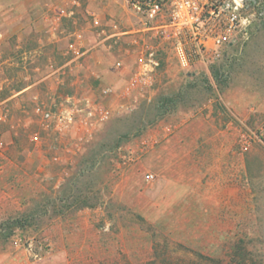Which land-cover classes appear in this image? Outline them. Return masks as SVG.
<instances>
[{
    "label": "rangeland",
    "instance_id": "1",
    "mask_svg": "<svg viewBox=\"0 0 264 264\" xmlns=\"http://www.w3.org/2000/svg\"><path fill=\"white\" fill-rule=\"evenodd\" d=\"M100 1L103 24L139 28L124 0ZM251 1L242 13L244 34L206 65L209 76H188L193 69L180 64L173 46H159L153 89H120L132 80L142 45L132 42L133 33L98 45L89 0L73 9L58 4L30 12L35 25L23 32L17 55L4 29L0 103L32 87L19 104H0V264H264V0ZM16 2L0 0V26ZM45 18L51 24L43 29ZM154 45L151 40L145 48ZM24 49L33 55L23 59ZM106 86L113 90L108 97ZM68 96L95 100L115 118L91 139L82 129L46 130L33 112L34 99L58 113ZM219 98L239 108L234 154L224 156L218 172H200L198 165L197 181L178 177L157 186L160 127L207 113L225 117L226 129L231 116ZM204 153L202 159L213 162ZM149 174L154 180L147 181ZM79 200L95 207L77 209Z\"/></svg>",
    "mask_w": 264,
    "mask_h": 264
},
{
    "label": "built area",
    "instance_id": "2",
    "mask_svg": "<svg viewBox=\"0 0 264 264\" xmlns=\"http://www.w3.org/2000/svg\"><path fill=\"white\" fill-rule=\"evenodd\" d=\"M127 10L139 23V28L131 32L118 31V24L108 21L103 24L100 18L93 15L92 28L96 29L101 41L108 42L113 38L137 35L132 42L140 48L138 68L134 71L129 88L150 86L151 75L158 68L155 53L159 46H173L176 57L185 68L202 62L209 65L220 59L223 46L233 42L240 34H244L248 19L242 17L247 8L246 0H124ZM251 3L256 4V0ZM79 42L80 34H74ZM153 40L154 46L145 48L148 41ZM74 44H70L72 49ZM110 50V46L107 48ZM116 69L121 67L117 62ZM112 88L104 87L102 93L108 97ZM64 108L54 113L34 99L33 112L46 124L53 125L55 132L65 134L71 128L85 132L86 139L107 124L112 117L111 110L88 97L77 99L66 97ZM264 135V127L262 130ZM38 140V135L33 136ZM147 181L154 180L149 174ZM31 246V245H30ZM35 256V253H32Z\"/></svg>",
    "mask_w": 264,
    "mask_h": 264
},
{
    "label": "crops",
    "instance_id": "3",
    "mask_svg": "<svg viewBox=\"0 0 264 264\" xmlns=\"http://www.w3.org/2000/svg\"><path fill=\"white\" fill-rule=\"evenodd\" d=\"M20 1L21 0H17L16 3L9 4L10 8L7 10V21H5V23H2V25L0 26V62L4 57L2 52V44L6 42L3 32L4 29H7V32L13 35V37L11 38H13L12 41H14L16 44L14 54L17 55L19 54L20 43L26 38L25 36H23V32H25L26 28H30L32 24L35 25V22L32 23L30 19V12L40 10L44 13L45 8L51 9V7L60 5L61 8L59 9H64V7L73 9L75 6H79L80 4L78 0H34V2L31 0H22V3H19ZM29 1L33 3H29ZM97 1L98 4L95 0H89V8L92 10V14L95 17L100 18V15L98 14L100 8L98 7V5L102 1ZM40 24V27L45 29V27L47 28V26L51 24V22L48 21V18H45L43 22H40ZM55 24L56 23H54V25ZM54 28L55 26L52 29ZM52 29H50V31H52ZM42 38L43 36H40L39 41H42ZM101 42L102 41H99L98 45ZM21 55H23V59H27L33 55V52L32 50L30 51L24 49ZM197 65H195L194 68H189L190 70L193 69V73H188V76L210 75L209 69L206 67V64L200 62L197 63ZM119 74L122 73L119 72ZM133 75L134 72L132 73V76ZM156 75L157 72L151 75V88L149 87L150 89H153L154 86H156ZM129 84L130 81L126 82L125 84L120 86V89H122L123 91L129 89ZM31 87L32 86H27L17 91L14 95L10 96L7 100L1 103L13 102L14 104H19V99L17 98L21 94L27 92ZM219 100L222 102L227 113H229L231 116V120L230 122H228V126L226 125V129L224 126V124H226L225 117L219 119L207 113L200 116L190 114L189 116H185L179 120H176L175 122H173V124L170 123L164 125L163 127H160L157 134V141L155 137V141L157 142L158 146L156 149L157 151H155L154 153L157 156L158 160L156 172L158 173L159 183L157 186H170L171 182L178 177L187 182L194 180L193 178H195V181H197V177H193L192 173L198 171V165H200V172L204 169H206L207 172H218L219 168H222V165L225 163L224 156L230 150L232 154H234V138L239 132L237 127L234 126V123L236 124L240 122L239 108L235 101H222V99L220 98ZM113 118H115V114L113 115L112 119ZM230 144L231 146H229ZM202 153H204L205 155L207 154L208 156L210 155L213 162H209L210 160L208 159L207 161L206 159H202ZM230 166L233 170V159ZM160 173L162 174V176H160ZM59 186L60 183H58L55 188L58 189ZM86 210L89 211L90 209L86 208L83 211ZM81 212L82 211H79V213ZM68 244L69 243H65L64 247H71V245L69 244V246ZM47 264H68V262L65 259H57L50 260Z\"/></svg>",
    "mask_w": 264,
    "mask_h": 264
},
{
    "label": "trees",
    "instance_id": "4",
    "mask_svg": "<svg viewBox=\"0 0 264 264\" xmlns=\"http://www.w3.org/2000/svg\"><path fill=\"white\" fill-rule=\"evenodd\" d=\"M61 187V186H60ZM59 187V189H60ZM65 192V191H64ZM71 195L70 193H65L64 197L65 199L69 198ZM75 203H77L78 205L75 207L77 209H93L95 207V205L92 204H87L86 201L84 200H79V201H75ZM71 206V205H70Z\"/></svg>",
    "mask_w": 264,
    "mask_h": 264
}]
</instances>
